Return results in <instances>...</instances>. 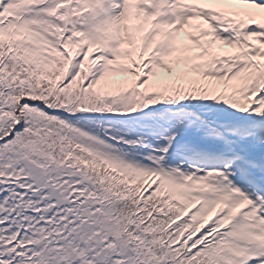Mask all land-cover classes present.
Returning a JSON list of instances; mask_svg holds the SVG:
<instances>
[{"label": "snow or ice", "instance_id": "1", "mask_svg": "<svg viewBox=\"0 0 264 264\" xmlns=\"http://www.w3.org/2000/svg\"><path fill=\"white\" fill-rule=\"evenodd\" d=\"M0 264H264V0H0Z\"/></svg>", "mask_w": 264, "mask_h": 264}]
</instances>
